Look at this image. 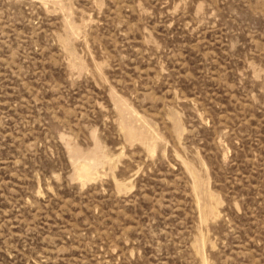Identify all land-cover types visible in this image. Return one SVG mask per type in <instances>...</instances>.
Here are the masks:
<instances>
[{
	"label": "rangeland",
	"instance_id": "rangeland-1",
	"mask_svg": "<svg viewBox=\"0 0 264 264\" xmlns=\"http://www.w3.org/2000/svg\"><path fill=\"white\" fill-rule=\"evenodd\" d=\"M0 264H264V0H0Z\"/></svg>",
	"mask_w": 264,
	"mask_h": 264
}]
</instances>
